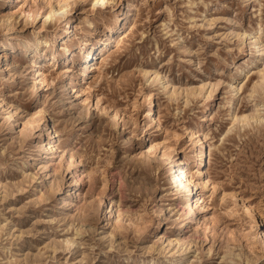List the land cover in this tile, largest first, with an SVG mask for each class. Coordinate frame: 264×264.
Returning a JSON list of instances; mask_svg holds the SVG:
<instances>
[{
    "label": "rangeland",
    "instance_id": "374dc122",
    "mask_svg": "<svg viewBox=\"0 0 264 264\" xmlns=\"http://www.w3.org/2000/svg\"><path fill=\"white\" fill-rule=\"evenodd\" d=\"M49 1L0 0V264H264V0Z\"/></svg>",
    "mask_w": 264,
    "mask_h": 264
},
{
    "label": "bare ground",
    "instance_id": "6f19581e",
    "mask_svg": "<svg viewBox=\"0 0 264 264\" xmlns=\"http://www.w3.org/2000/svg\"><path fill=\"white\" fill-rule=\"evenodd\" d=\"M113 0H93L92 2V6H96L98 7V5H102L105 6L108 5L110 2H112ZM70 5L69 0H56V3H51L49 1V9L44 11L43 16L45 17L43 20V23H45L46 21L52 22V20L55 19V16H65L69 9L68 6ZM118 9V8H117ZM116 10V9H115ZM114 10V11H115ZM28 14L31 12V10L27 11ZM123 13H124V7L123 8H119L115 13L111 14V18L109 19L108 22L105 23L104 27L102 29H100L98 31V33L96 34V38L97 40H103L102 43H108L111 42L113 39L114 34L121 28L122 23H123ZM31 18H34L36 16V13L31 12L30 14ZM71 16H66V28L67 31H65V35H69L68 39H70V36L73 32V30L71 29V23H69ZM258 30V29H257ZM57 35V33H56ZM252 37V36H251ZM55 38V37H54ZM57 39V38H56ZM42 42H46V40H42L40 37H35L33 41H31L29 43L28 46H21L24 47L25 52H29L30 50L33 51L34 48L39 47L41 45ZM94 44V43H93ZM92 44V45H93ZM264 46V44L260 43L259 46ZM91 48H93L91 46ZM11 49H14V46H11ZM14 50H17L16 48ZM66 50H71L70 48H66ZM72 51V50H71ZM70 51L69 55L72 54V52ZM95 54V52H92L91 50H87V54L85 55V59L82 62V70L84 71L85 69H90V61L88 60V58H91V56ZM104 52L101 54L103 55ZM99 58V57H98ZM82 72V71H81ZM41 73V72H40ZM40 75H43V73H41ZM261 80V79H260ZM262 82V80H261ZM237 89V88H236ZM45 113V112H44ZM43 115V108L41 106H39L34 113V117H37L38 119H41ZM147 116H151L152 120L155 121L156 123H158V119L153 115L151 108L149 109V111L147 112ZM244 119V118H243ZM35 120V119H34ZM31 121V120H30ZM52 136H57L55 129H52ZM192 135L194 137L198 136L199 134L197 132H192ZM47 145V151H53L55 149V144L54 143H50ZM196 155H199L198 158V168L200 169L199 174L197 175V178H200V185L202 187H205L207 185V171H206V161H207V157H206V149L205 146L203 145V142H201V147H200V152L196 153ZM201 161V162H199ZM69 166L68 168H70L72 166V161L68 162ZM201 165H203L201 167ZM188 173H190V170H188V162L187 161H183V165L182 167H179V170L177 172V178H178V182L181 185V187L184 189V191H186L188 193L189 199L190 201L186 204L185 206V215L186 217H190L191 215H194L196 210L199 209L201 207V204H199V197L193 198L190 194L191 192V188L193 186L196 185V183L194 182V180L192 179V175H188ZM80 177H76L74 180L73 184H80ZM179 193L181 192V189L178 187ZM186 193V194H187ZM245 211L247 213H251L252 215H257V212L255 211V209L250 205V204H245L244 205Z\"/></svg>",
    "mask_w": 264,
    "mask_h": 264
}]
</instances>
